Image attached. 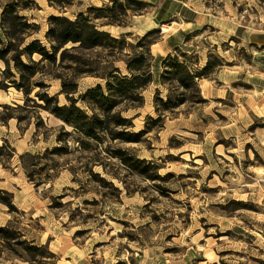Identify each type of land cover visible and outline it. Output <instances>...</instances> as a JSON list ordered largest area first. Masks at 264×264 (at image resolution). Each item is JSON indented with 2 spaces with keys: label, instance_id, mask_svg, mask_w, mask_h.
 <instances>
[{
  "label": "rangeland",
  "instance_id": "374dc122",
  "mask_svg": "<svg viewBox=\"0 0 264 264\" xmlns=\"http://www.w3.org/2000/svg\"><path fill=\"white\" fill-rule=\"evenodd\" d=\"M9 1L0 0V15ZM120 1L122 25L105 29L131 33L136 44L156 29L162 0ZM20 2L38 25L27 42L46 43L51 15L74 19L114 0H69L64 10L49 0ZM187 2L199 13L186 16L197 20L168 55L192 72L208 63L209 70L196 89L185 88L177 80L185 71L152 53L155 81L143 92L145 105L123 110L131 126L111 124L136 141L86 138L41 106L38 87L28 102L15 87L0 88V264H264V47L244 37L264 32V0ZM116 66L127 73L124 61ZM45 82L60 105L70 104L60 79ZM98 83L105 79L81 77L74 96ZM158 95L187 101L159 112ZM2 190L13 193L11 205Z\"/></svg>",
  "mask_w": 264,
  "mask_h": 264
},
{
  "label": "trees",
  "instance_id": "16d2710c",
  "mask_svg": "<svg viewBox=\"0 0 264 264\" xmlns=\"http://www.w3.org/2000/svg\"><path fill=\"white\" fill-rule=\"evenodd\" d=\"M20 1L7 2L3 5L0 15V62L4 63V68L0 69V88L15 87L25 94L28 102L36 101L31 94L38 87L36 95L44 101L41 106L86 138L99 143L103 136L114 140L136 141L137 138L126 137L127 134H131L127 131L114 132L111 124L124 128L131 126L132 119L125 117L123 110L129 111L145 105L143 92L155 81L153 69L156 64L153 61L157 60L151 52V45L155 40H150L149 37L160 30L149 31L136 44L127 40L131 33L119 36L112 34L105 27L122 25L121 17L127 14L125 4L120 0H114L111 5L90 6L88 14L78 12L74 19L65 15H51L46 43L40 38L27 42L28 38L37 32L38 25L22 13L21 10L27 9L28 5L20 4ZM129 1L132 4H139L136 0ZM49 3L59 10H64L70 2L49 0ZM127 47H131V53L126 52ZM35 55L39 56V60L34 58ZM158 58L166 68L174 67L185 71V76L177 78L185 88L196 89L197 81L209 70V63L201 71L192 72L170 55ZM118 61L126 63L127 73H123L122 69L116 66ZM48 67L60 68L62 72L53 74L47 71ZM83 76L103 78L105 85L98 83L76 98L74 94L78 93L79 79ZM48 77L61 80L60 93L66 95L70 104L60 105L57 96H51L44 90L48 87L45 82ZM164 77L170 79L168 76ZM80 101L91 108L92 115L78 105ZM186 101L187 99L178 101L171 96L164 99L158 95L156 102L161 104L163 109L159 106L156 108L159 112L170 111ZM21 107L20 104L16 106ZM118 156L124 163H129L121 155ZM2 191L7 196H2L1 201L11 205L13 193Z\"/></svg>",
  "mask_w": 264,
  "mask_h": 264
},
{
  "label": "crops",
  "instance_id": "0c3cea01",
  "mask_svg": "<svg viewBox=\"0 0 264 264\" xmlns=\"http://www.w3.org/2000/svg\"><path fill=\"white\" fill-rule=\"evenodd\" d=\"M168 6H170V9ZM198 13L199 11L189 4L187 0H162V2L156 6L154 18L152 19V27L159 29L162 36L151 45V52L154 53V55L163 56L177 51L185 44L186 36L197 20V17L192 19L187 17L186 14L197 15ZM167 24L172 25L170 31L164 30V25ZM233 36L234 34H231L229 38ZM244 37L248 39L250 44L260 48L264 47V32L245 31Z\"/></svg>",
  "mask_w": 264,
  "mask_h": 264
},
{
  "label": "bare ground",
  "instance_id": "6f19581e",
  "mask_svg": "<svg viewBox=\"0 0 264 264\" xmlns=\"http://www.w3.org/2000/svg\"><path fill=\"white\" fill-rule=\"evenodd\" d=\"M172 25H164V30H168V29H171Z\"/></svg>",
  "mask_w": 264,
  "mask_h": 264
}]
</instances>
